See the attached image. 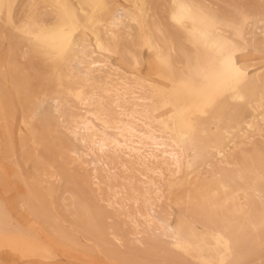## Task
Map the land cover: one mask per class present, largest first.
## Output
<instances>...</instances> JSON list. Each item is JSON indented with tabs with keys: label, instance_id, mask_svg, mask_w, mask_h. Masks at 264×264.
<instances>
[{
	"label": "rangeland",
	"instance_id": "1",
	"mask_svg": "<svg viewBox=\"0 0 264 264\" xmlns=\"http://www.w3.org/2000/svg\"><path fill=\"white\" fill-rule=\"evenodd\" d=\"M88 1L0 0V264H264V0H188L227 69L173 0Z\"/></svg>",
	"mask_w": 264,
	"mask_h": 264
},
{
	"label": "bare ground",
	"instance_id": "2",
	"mask_svg": "<svg viewBox=\"0 0 264 264\" xmlns=\"http://www.w3.org/2000/svg\"><path fill=\"white\" fill-rule=\"evenodd\" d=\"M88 5L90 6V10L89 12L85 13V17L86 19L91 22L94 23L96 20V17L98 16V14L100 13L101 10H103L104 8V2L103 0H89L88 1ZM173 5H174V10H173V19L182 25L185 26H189L192 30V32L198 36L199 40L201 41V43L211 52L212 56L220 61L223 65V69H227L230 67V65L232 64V62L235 60L236 56L238 53L243 52L241 46L236 43L234 40H232L231 38H229L228 36H226L222 31H221V26L222 24L225 22L224 19L219 18L217 16H215L213 13L209 12V11H204L200 8H198L197 6H194L192 2L188 1V0H173ZM254 28L257 29L259 31V33L261 34V39L262 41H264V25H260L259 23H255L254 24ZM112 36V35H111ZM96 38V37H95ZM112 38V37H111ZM95 40V39H94ZM77 44L73 42V39H70V42L67 46V49L65 50L64 53H62L58 58H57V62L58 64L62 63L64 61V59L66 58V56L68 55V53H74L76 52L79 48H77ZM97 47V46H96ZM57 69V68H56ZM250 69V68H249ZM55 73V72H54ZM119 88V87H118ZM116 91V90H115ZM70 92V91H69ZM73 93V91H72ZM108 92H106L107 94ZM110 93V92H109ZM76 94V93H74ZM83 95V91L81 88H79L77 96L78 97H82ZM75 97V96H74ZM247 94L246 91L244 89L238 88L236 90H234L231 95H230V101L234 102V103H241L243 101L246 100ZM76 99V98H74ZM80 99V98H79ZM116 99V98H115ZM118 99V98H117ZM124 100V99H123ZM77 101V100H76ZM80 101V100H78ZM125 101V100H124ZM119 102L116 101L115 103ZM80 105V104H79ZM115 105V104H114ZM113 105V106H114ZM120 109V108H118ZM117 109V110H118ZM123 110V109H120ZM180 112V111H179ZM120 114V113H119ZM88 115V114H87ZM86 115V116H87ZM91 115V114H90ZM89 115V116H90ZM181 115V113L179 114ZM126 116V114H125ZM121 117V115L119 116V118ZM129 118L131 117L130 115L128 116ZM200 120H198L200 123H202V120L206 119L207 117V113L206 112H201L200 113ZM133 118V117H132ZM263 118H261L262 120ZM85 120V119H83ZM182 121V120H181ZM197 121V122H198ZM99 122V121H98ZM118 123L120 124V122L118 121ZM257 123V119L254 118L248 125H247V130H255V125ZM118 124V125H119ZM162 124V123H161ZM160 124V125H161ZM90 125V122L89 124ZM115 125V124H114ZM117 125V126H118ZM125 125V124H124ZM127 125V124H126ZM164 125V124H163ZM184 125V124H183ZM186 125V124H185ZM91 126V125H90ZM116 126V125H115ZM165 126V125H164ZM182 126V125H181ZM180 126V127H181ZM94 127V126H93ZM163 127V126H162ZM165 128V127H164ZM187 128V127H186ZM190 128V127H189ZM86 129V128H85ZM94 129V128H93ZM119 128H117L118 130ZM163 129V128H162ZM168 129H165V131ZM115 131V130H114ZM122 131L119 135H121L122 139L125 138V134L123 131H132L131 128L129 126L127 127H122V129L120 130ZM162 131V130H161ZM181 131V130H180ZM95 132V131H93ZM190 132V131H189ZM89 133V130H88ZM132 133V132H131ZM117 134V135H118ZM129 134V133H128ZM127 134V135H128ZM134 134H138V133H134ZM177 134V133H176ZM118 135V136H119ZM130 135V134H129ZM139 136L141 135L138 134ZM178 135V134H177ZM188 135V134H187ZM244 135V134H243ZM132 136V135H130ZM143 136V135H142ZM180 136V135H179ZM94 137V136H93ZM145 138V136H143ZM97 138V137H95ZM94 138V139H95ZM142 138V137H141ZM140 138V139H141ZM177 138V137H176ZM121 139V140H122ZM147 140L148 137L146 138ZM180 139V138H179ZM132 140V139H130ZM93 141V140H92ZM115 141V140H113ZM150 141V140H149ZM117 142V141H116ZM116 142H114L116 144ZM130 143V141H128ZM103 143V142H102ZM113 143V142H112ZM111 143V144H112ZM118 143V142H117ZM125 143V142H124ZM174 143V142H173ZM131 144V143H130ZM175 144V143H174ZM183 144V143H182ZM113 145V144H112ZM111 145V146H112ZM120 145V144H119ZM123 145V143H122ZM121 145V146H122ZM126 145V144H124ZM184 145V144H183ZM97 146V145H96ZM100 146V145H99ZM118 146V145H116ZM123 147V146H122ZM155 147H158V145H156ZM161 147V146H160ZM101 148V147H100ZM119 148V146H118ZM121 148V147H120ZM124 148V147H123ZM129 148V147H128ZM159 148V147H158ZM163 148V147H162ZM170 149V147H168ZM103 148H101L102 150ZM114 149V148H113ZM117 149V148H115ZM114 149V150H115ZM127 149V148H126ZM132 149V148H131ZM100 150V149H99ZM129 150V149H128ZM127 150V151H128ZM120 151V150H119ZM132 151L135 152V150L132 149ZM101 152V151H100ZM172 152V151H171ZM181 152V150H180ZM132 153V152H131ZM176 154V152H173ZM164 154V153H163ZM171 156H169L170 158L175 157L174 155H172V153H170ZM165 155V154H164ZM169 155V154H168ZM167 156V155H166ZM150 157V156H148ZM163 157V156H162ZM178 157V156H177ZM143 158V157H142ZM176 160V158H175ZM177 161V160H176ZM175 162V161H174ZM177 164H179V162H176ZM174 163V164H176ZM146 166V165H145ZM174 167V165H171ZM178 168V167H177ZM176 168V170H177ZM237 171V170H236ZM179 171L177 170L176 173H178ZM177 175V174H176ZM232 177V176H231ZM240 178V177H239ZM240 182V181H239ZM205 187V186H204ZM211 187V186H210ZM238 187V186H237ZM199 189V187L197 188ZM205 189V188H204ZM201 190V189H200ZM238 191V190H237ZM238 196V195H237ZM237 198V197H236ZM238 206V205H235ZM239 207V206H238ZM233 208V207H232ZM231 208L227 209L230 211ZM145 210V209H144ZM256 207L254 205L248 206L247 208H243V213H244V217L246 219H251L252 216L254 215V213L256 212ZM11 212V211H10ZM228 221V220H227ZM230 222V223H229ZM232 220L229 219L228 223L230 224L231 227H234L235 224H232ZM264 223V222H263ZM161 225L168 231L173 232L174 228L172 225H170L169 223L165 222V221H161ZM254 226V225H253ZM208 230V229H207ZM30 237V236H29ZM193 237H195L196 239H200V237L197 234H193ZM203 238V237H202ZM173 241V239H172ZM206 241V240H205ZM209 246V245H208ZM58 251V250H57ZM61 251V250H60ZM64 251V250H63ZM66 254L70 252L65 251ZM62 253V251H61ZM60 253V254H61ZM63 254V253H62ZM65 254V253H64ZM64 254L62 256H64ZM72 254V253H70ZM75 255V254H74ZM20 257V256H19ZM69 257H71L69 255ZM74 257V256H72ZM117 258V257H116ZM12 259V258H11ZM17 260V259H16ZM42 260V259H41ZM86 263V262H85ZM15 264V263H14ZM96 264V263H95Z\"/></svg>",
	"mask_w": 264,
	"mask_h": 264
}]
</instances>
